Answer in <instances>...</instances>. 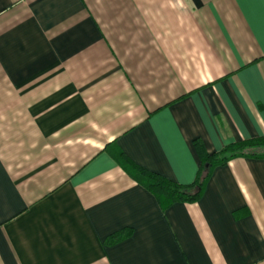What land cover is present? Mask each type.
Here are the masks:
<instances>
[{"label":"crops","instance_id":"crops-1","mask_svg":"<svg viewBox=\"0 0 264 264\" xmlns=\"http://www.w3.org/2000/svg\"><path fill=\"white\" fill-rule=\"evenodd\" d=\"M262 136L264 0H0V264H264V159L118 160Z\"/></svg>","mask_w":264,"mask_h":264},{"label":"trees","instance_id":"trees-1","mask_svg":"<svg viewBox=\"0 0 264 264\" xmlns=\"http://www.w3.org/2000/svg\"><path fill=\"white\" fill-rule=\"evenodd\" d=\"M196 143H199L196 141ZM237 157H253L264 159V136L231 143L220 152L201 157L200 168L196 179L191 184L183 185L173 182L157 173H152L138 167H129L127 159H118L127 171L132 172L139 182L153 193L163 207L174 203H196L204 195L206 185L213 170ZM134 171V172H133ZM121 235H116L120 239Z\"/></svg>","mask_w":264,"mask_h":264}]
</instances>
